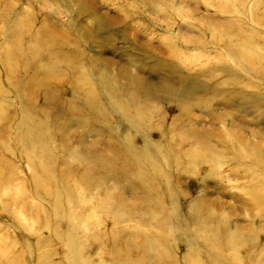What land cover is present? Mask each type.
Masks as SVG:
<instances>
[{
    "label": "rangeland",
    "instance_id": "obj_1",
    "mask_svg": "<svg viewBox=\"0 0 264 264\" xmlns=\"http://www.w3.org/2000/svg\"><path fill=\"white\" fill-rule=\"evenodd\" d=\"M0 2L12 21L5 23L0 16V135L11 147L0 158L9 169L0 183V264H137L140 245L147 249L146 264H182L193 254L206 260L207 253L196 246L201 238L194 236L191 224L195 203L219 225L226 221L256 236L255 243L235 247L242 256L264 246V200L243 189V179L223 164L216 148L224 134L226 113L231 114L233 125L241 119L248 130L264 133V122L244 111L245 104L238 108L235 102L226 103L227 81L241 86L233 101L244 103L249 92L243 88V79L234 76V65L225 59L223 39L226 33H245L248 42L263 38L264 0ZM27 19L25 30L13 28ZM39 26L74 47L87 83L76 85L60 75L66 69L64 58L63 64L48 72L47 61L55 53L35 43L41 49L36 54L22 48L28 58L24 69L29 72L19 67L17 85L7 81L2 56L9 53V63L19 62L14 58L16 44L36 38ZM226 65L233 68L229 77ZM103 79L126 87L133 95L118 94L114 85L102 84ZM88 87L97 95L95 114L81 106ZM68 109L82 114L72 119ZM139 112L152 114L146 121L151 126L145 133L132 134V150L140 153L149 145L163 148L167 133L173 132L176 138L187 136V151H199L208 161L187 162L179 156L168 162L166 180L179 200L176 211L183 219V236L168 239L160 227L164 221L156 208L161 204L156 192L160 182L152 181L146 191L150 201L145 203L138 194L134 167L121 165L125 148L111 126L117 124L123 130L129 126L124 116L129 115L135 122L132 128L140 131ZM23 118L35 119L49 129L40 132L52 137L43 143L47 153L42 154L46 162L41 164L52 167L55 177L43 178L41 169L35 171L36 163L30 162L31 152L19 147ZM172 123V131L166 132ZM214 157L216 167L211 169L209 161ZM159 160L142 162L146 167ZM89 162L111 165L112 170L93 173L87 182L81 176ZM37 182L56 187L57 192L37 187ZM116 195L123 205L108 206ZM165 250L171 253L169 262L160 259ZM227 254L223 249L208 264L226 262Z\"/></svg>",
    "mask_w": 264,
    "mask_h": 264
},
{
    "label": "bare ground",
    "instance_id": "obj_2",
    "mask_svg": "<svg viewBox=\"0 0 264 264\" xmlns=\"http://www.w3.org/2000/svg\"><path fill=\"white\" fill-rule=\"evenodd\" d=\"M0 16L1 19L3 17L5 18L3 20L5 23L12 22L10 20V11H8L7 7H5L3 4L0 5ZM29 23L30 22L27 19L25 21H21V23H18V27H12L15 29H20L19 31L21 32L22 29L25 30L27 28L26 26H28ZM223 39L225 42V59L229 60V62L234 65V68L238 72L236 73V70H234V76L243 79V88L249 92L244 98V103H241L239 100L233 101L232 99L234 97L240 95L241 86H239V82L235 83L227 81L225 84L226 103L232 104L235 102L238 108H242V105L245 104L246 108H243L244 111H247L253 115L254 119L264 122V36L263 38H259L256 41L248 42L246 40L245 33H226L223 35ZM19 40L20 39L18 38V42ZM233 42H235L236 45L235 50L232 49ZM33 43L38 45L40 44L42 46L46 45L47 48L54 51L55 54L50 55L51 57L47 61L46 67L49 69L48 72L54 67L64 63L67 70L64 69V71L61 72L60 75L62 77L70 79L76 85L80 86H83V84L87 83L86 77L83 75V72L78 66L79 63L76 60V56H78V54L74 47L68 43V40L63 39L60 36H53L52 33L48 32L41 26H39L36 38L31 37L27 44H21L20 46L17 45L18 43L16 44L14 58L15 60H19V62L17 61L12 64L9 63V53H6L2 56L4 66L3 71H5L4 74L8 82L13 84L15 83L17 85V76L20 75V68L23 70V73L29 72L28 70L24 69V67H27L24 65H27L28 58L22 52V48H25L26 50L36 54L41 49L39 46L37 47ZM62 58H64L63 63L61 62ZM232 69V66L230 67L229 65L224 67V72L226 73L227 77L232 75ZM102 84L110 86L114 85L118 94H123L127 97H131L133 95L131 92L124 89L126 87L121 86L120 84H115L109 79H103ZM88 89L89 87L84 90L81 106H84L85 109L87 108L88 112L95 114L97 95L94 91ZM22 94V98L27 96L24 91H21V94L19 95ZM26 111L28 113L29 111L33 112V108L26 107ZM67 112L69 113V117L72 116V119L79 118L82 114L77 113V111L74 109H68ZM1 113L2 111L0 112V118L2 117ZM137 114L140 115L141 118L140 123L142 124V127L140 126V131H135V129L132 128L135 126V122L131 117H129L131 119L128 118L129 115L124 116V118H126L128 121L129 126L124 125L123 130L121 126L116 127L117 124L111 126L112 134L118 135L117 138L120 140H118V142L123 144L122 147L125 148V155L120 159L124 164L121 163V165H126V167H134L133 174L137 178L135 183H137L136 186L141 189L138 194L141 197V200L145 203L150 201L146 191L151 186L152 181L156 179L160 182V189L158 188L156 190L161 202V204L156 208L159 209L158 213L164 216V221L160 227L163 228L165 237L168 236V239L173 236H183L181 233L183 229V219L181 214L176 211L178 210L179 200L175 192L171 190V185L168 184V181L166 180L169 176L167 172V169L170 167L168 162L173 160L174 157L180 156L187 162H191L192 160L194 163H203L204 158L199 151L197 153L187 151V148H185L184 144V140L188 138L187 136H182L181 138L177 136L176 138L173 132H169L172 131L174 127L173 123L170 129L166 131L169 133H167L165 137L164 144L161 145L163 148L156 149V147L151 145H145V149L140 153L132 150L130 146L132 134L136 132L145 133L149 131L151 126V124L146 123L147 117L152 118L151 113L145 112L142 114V112H139ZM97 116L100 117L99 115ZM5 117L3 119H5ZM231 120V114L226 113L224 121V134L222 136L221 142L219 143L220 145L218 144L216 147L217 154H219L217 157L223 161L224 165L231 167L234 172L241 176L244 181V184L242 185L243 189L249 191L257 199L264 200V133L261 134L259 131L256 132L248 130L241 119L237 120V125H233ZM20 126L19 130L24 133V136L18 141L19 147H21L25 152L26 150L31 152V157H29L28 154L27 157L30 158L31 163H36L34 170L36 171L41 169L43 172V178L55 177L52 167H48V169H46L45 164H41L43 163L42 161L46 162L45 155L42 154L47 153L46 149L42 148L43 145H45L43 143L46 139L48 140L52 137L50 135H40V132H48L49 129H44L46 125L41 122L38 123L35 119L30 120L23 118ZM161 127L162 124H156V128L159 130V132L164 133L161 130ZM128 128H132V131H126ZM175 128H177V126H175ZM177 139L179 141H176ZM141 143L146 144L145 141H142ZM200 143L203 144V142ZM10 148L11 147H8V144L5 142V135H0V158L2 156L1 152H3V150H10ZM156 157L160 159L159 162L147 164L145 167V164L142 161L147 162L155 159ZM48 158L50 159V157ZM3 160L4 159L0 160V183L3 182V177L5 176V173H7V170H9L7 166L8 164ZM216 160L217 158L214 157L209 161L211 163V169L216 167ZM204 163H208V161ZM110 166L111 165L103 164L98 167L97 165L91 164V162H89L84 167L85 169L83 170L84 172L81 176L82 180H86L88 182L93 173L99 174L103 171L107 172L112 170ZM1 167L4 168L5 171H3ZM150 167L151 172H148L147 169H150ZM155 171L158 175H154ZM106 177L110 176H107L106 174ZM40 183L41 182H37V187L47 191L52 190L55 193L57 192L56 187L51 189V186L42 185ZM112 202L113 205L116 204V206L123 205V201L118 197V195L113 197V200L108 203V206H111ZM37 213L34 212V214ZM167 219L169 220L168 223L166 222ZM223 222V224L219 225L218 220H216V218L213 219L212 215L207 214V212H205L199 203L192 205L191 224L193 226V233L194 236L201 238V245L196 246L198 247L199 251H204V253H207L208 259L203 260L196 254H193L191 255L189 261H183L182 264H208L209 262L216 260L217 255L221 256L223 249H226L228 254L226 255V258H223V260L227 261L223 262L222 264H264V246L260 247L259 249L255 247V253L248 254L246 256H242L241 252H238L235 248L238 245L242 246L249 243H255L257 240L256 236L236 230L229 226L226 221ZM184 227H186V225ZM139 248L141 250V254L138 255L136 262L137 264H146V246L140 245ZM170 254L171 253H168L165 250L160 255V259L171 261L172 257ZM173 264H176V262Z\"/></svg>",
    "mask_w": 264,
    "mask_h": 264
}]
</instances>
